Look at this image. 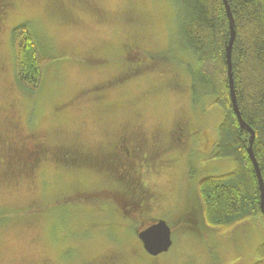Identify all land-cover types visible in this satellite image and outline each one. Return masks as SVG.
<instances>
[{"label":"rangeland","instance_id":"374dc122","mask_svg":"<svg viewBox=\"0 0 264 264\" xmlns=\"http://www.w3.org/2000/svg\"><path fill=\"white\" fill-rule=\"evenodd\" d=\"M7 2L9 10L0 24V134L9 131L10 124L3 117L12 107L21 137L32 132L44 136L50 149L64 143L97 161L113 150L122 133L137 131L150 139L161 131L165 135L162 152H157L158 158L149 168L139 162L134 176L138 194L147 200L149 220H164L173 244L167 252L151 257L142 251L137 230L135 236L129 229L121 242H113L102 228L75 236L86 232L90 222L91 228L109 223V214L101 209L112 197H92L91 209H77L87 205L84 203H64L60 197L74 180L67 172H55L47 162L31 178L0 176V264H63L68 250H72L69 264H106L108 259L111 262L107 264H253V253L264 243L262 220H245L226 234L209 233L203 226L199 183L206 177L229 174L236 165L214 153L222 109L211 99L203 100L204 109L190 105V79L184 64L191 62V57L170 51L177 36L174 2ZM23 23L29 25L45 59L39 86L29 94L19 91L14 81L11 31ZM134 46L144 51L137 54L141 58L151 55L154 67L130 76L125 83L94 90L126 73L136 60L134 53L126 51ZM161 54H166L164 60L156 57ZM174 80L182 82L181 91L169 88ZM99 95L103 96L100 100ZM181 116L189 125L191 145L170 148L167 134ZM30 153L22 155L31 161ZM99 166L98 162L88 170L73 171L74 179H82L81 184L92 191L101 189L109 174ZM43 183L49 186L44 188ZM48 201L55 203L46 206ZM120 209L126 215L133 212L130 207ZM61 210L64 221L59 214L53 216ZM134 219L139 230L147 225L140 217Z\"/></svg>","mask_w":264,"mask_h":264},{"label":"trees","instance_id":"16d2710c","mask_svg":"<svg viewBox=\"0 0 264 264\" xmlns=\"http://www.w3.org/2000/svg\"><path fill=\"white\" fill-rule=\"evenodd\" d=\"M172 1L177 11L175 16L177 36L170 51L172 55L187 54L191 57V62L184 64V71L190 79V105L193 108L204 109L203 100L211 99L213 104L222 109L224 117L218 127V139L214 153L219 156L218 158H230L235 161L236 165L234 171L229 174L206 177L199 183L198 194L202 204V210H200L201 215L203 214L204 229L212 234H226L229 229L245 220L258 218L264 222V216L261 213L259 185L248 154L249 143L252 140V151L264 184V0H227L234 29V40L231 48L233 88L244 127L239 125L230 98L226 64V47L230 31L223 1ZM11 42L15 49V86L22 93H34L42 78L45 59L27 23L13 28ZM165 55L161 54L156 57L164 60ZM167 56L170 57V55ZM174 59L175 57H173L172 62ZM179 61L181 60L177 62L179 63ZM133 67L136 68L137 66ZM130 70L127 67L126 74L121 73L107 84L125 83L130 76L142 72L139 65L137 69H134V72L129 73ZM197 101L199 103L195 104ZM185 122H187L186 118L181 116L176 120L175 126L177 124L178 126L180 124L189 126ZM174 128L169 132V135ZM8 130L5 136L0 134V140L4 141L10 138L14 144H19L17 141L19 136L14 129ZM250 130L254 133L253 138ZM9 132L12 136L9 135ZM158 134H160L159 137ZM169 135L167 134V140L170 142ZM25 137L29 143L32 142L30 144L32 148L26 149L22 153L26 154L30 151L31 161H28L24 155L15 154V157H12L13 155L6 154L0 148V167L3 166L1 165L3 161L1 157L6 156L8 165L5 167V171L10 173V176L22 175L31 178L43 166V163L48 162L55 169V172L59 171L61 174L67 172L65 174H69V177L74 180L69 188L63 192V196L60 197L64 203H84L87 205L79 206L77 209H91L92 197L104 196L106 200V196L112 197L108 201V205L105 203L101 209V213L109 214V223L106 225L99 224L91 228L90 222L85 226L86 232L75 236L83 237L87 235L86 233L91 234V230L95 232L102 228V231L106 233L105 235L110 234L113 242H121L129 229H131L130 233L134 235L137 230L136 237L143 231L136 227L137 222L135 221L137 219L134 217L145 220L144 224L151 222L146 214L149 213V206L145 203L147 200L142 197L143 195L140 197L138 194L134 169L141 162V158L145 161L147 154L155 155L159 152L158 147H153V144L165 137L161 131L157 130V133H154L150 139L142 137L141 133L137 131H132L130 135H124L123 139L120 140L118 137L121 147L113 155L118 162L113 159L104 164L99 163L101 165L99 167L107 170L105 171L109 174V180L105 186L95 191H92L90 186L86 187L83 183L81 184L84 182L82 179H78V177L74 179L76 174L73 172L77 169L88 170L94 164L91 160L88 158V161L86 158L83 161L73 160L70 153L66 152L72 151V148L67 147L64 143H60L51 149L48 148L46 145L49 142L43 141L44 136L37 137L31 132ZM163 142L164 139H161L160 143ZM116 143L117 141L114 145ZM149 145H152L151 149H149ZM61 146L66 149L59 150ZM159 148L162 147L159 146ZM125 151H128L127 158ZM112 154L113 150L104 156L109 157ZM125 167L132 168L130 175L121 173ZM7 175L9 176V174ZM113 182L120 183L123 187L114 186L115 183ZM42 186L47 188L49 185L43 183ZM45 191L46 189L43 190V193ZM46 203V206H49L55 202L48 201ZM120 206L130 207L133 212L126 215L120 211ZM63 211H57L53 213V216L59 214L62 217L61 221H64L65 212ZM129 216L132 217V220ZM115 219L117 220L114 221ZM71 251L68 250L63 254V264L71 262ZM253 255L255 258L253 264H264V243L257 247ZM110 262L111 260L108 259L105 263Z\"/></svg>","mask_w":264,"mask_h":264},{"label":"flooded vegetation","instance_id":"af4514ba","mask_svg":"<svg viewBox=\"0 0 264 264\" xmlns=\"http://www.w3.org/2000/svg\"><path fill=\"white\" fill-rule=\"evenodd\" d=\"M8 10H9V4H8L7 0H0V24L3 21L4 16H5V14L7 13ZM139 47L140 46L130 47L126 51V53H134V58H136V60L133 61V63L134 62L135 63L134 64L131 63L129 65V68L131 69L129 73L134 72L135 71L134 69H137L138 65H139L140 70H142V71L148 70L150 68H153L154 65H155L154 64V60L151 57V55L148 56L147 58H145V57L141 58L139 56L140 54H142V52H144L141 49H139ZM137 54H139V55H137ZM136 63H140V64H136ZM133 66H137V67L135 68ZM107 86H109V84L97 85L96 87H94V90L99 91V90H101V88H105ZM168 86H169V88H172L173 90L177 89L178 91H181V89L183 87V84L179 80H174V81H171ZM179 94H181V93H179ZM97 97H98V100H100L103 96L99 95ZM89 102H91V100H89ZM7 111H8V113L5 114V116L3 117V120H5L7 123H9L10 124L9 129L10 128L12 130L14 129L15 133L17 134V136H19V139L17 140L19 142V144H14L12 142V139L7 138L4 141L0 140V142H1L0 148L2 150H4V152L6 154H8L10 156L13 155L12 157H15V154L21 153V155H22L23 151H26V149H29V148H32V147L29 144V142L27 141V138L25 137V135H23V137H21V133L22 132H21L20 127H19V123H18L19 120L15 116L16 113L13 110H11V109H8ZM185 123H187V122H185ZM131 133H132V131H127V133L126 132L122 133L121 135H119V140L123 139L124 135H130ZM137 134H139V133H137ZM174 134H175V136H173ZM159 135L160 134H158V137H159ZM168 135H169V133H168ZM191 136H192V134L190 132L189 126H187L185 124H182V125L180 124V126H178V124H177V126H175L174 130L169 135L170 142L167 140L168 142L166 143V145L168 147H170V148H175V146H177V147L185 146V147L189 148L190 145H191ZM142 137H143V135H142ZM161 139H164V137H162ZM119 140L117 139V143L113 146V154L111 156L108 157V156H104L105 154H102L103 157L101 159L97 160V161H96V158H93V157L89 156L90 154L83 152L78 147L72 148L71 149L72 151H66V152L70 153V157L73 160H76V161H83L86 158L87 161L89 159V160H91L92 162H94L96 164L98 162L100 164H104L105 162H110L113 159L116 160L115 157H113V155H114V153H117L118 149L121 147L119 145L120 144ZM160 140L156 144H154L153 147H155V148L158 147L157 150L160 151V153H161L165 144H164V142L161 144ZM17 145H19V146H17ZM28 145H30V146H28ZM159 146L162 147V148L160 149ZM61 149H66V148L61 146V148H59V150H61ZM63 153H65V152H63ZM125 154H126V158H127L128 157V151H125ZM157 158H158L157 153L155 155L147 154V156L145 158L146 161H144V159H142V158L140 160L144 161L143 163H145L144 166L146 168H149V166H151V163L155 162L157 160ZM1 159L3 160L2 164H1V165H3L2 166L3 168L0 167L1 168L0 169V176H3V177L4 176H8L7 174H10V173H7L5 171V167H7V165H8L7 157L6 156H2ZM125 160H127V159H125ZM116 161L118 162V160H116ZM130 170H132V168L128 169V167H125V168H123L121 173L122 174L126 173V174L130 175ZM156 221H158V220H156ZM156 221H151L149 224L144 226L141 230L146 229L147 227H149L150 225H152ZM141 246H142V243H141Z\"/></svg>","mask_w":264,"mask_h":264},{"label":"water","instance_id":"95a60500","mask_svg":"<svg viewBox=\"0 0 264 264\" xmlns=\"http://www.w3.org/2000/svg\"><path fill=\"white\" fill-rule=\"evenodd\" d=\"M226 12L227 19L229 21V40L226 47V64H227V73H228V83H229V91H230V98L231 103L235 112V115L237 117V120L239 122L240 127H244V122L241 119V115L239 113L234 88H233V80H232V66H231V48L232 43L234 40V29H233V23H232V15L227 3V0H222ZM251 134V137L253 138L254 133L253 131H249ZM248 154L250 156L253 168L256 173L259 190H260V196H261V212L264 215V184L261 178L260 170L257 164V161L254 157L253 151H252V140L249 143L248 147ZM138 238L140 242L142 243L144 251L152 256H158L162 253L167 252L170 247L172 246L171 241V229L169 225L164 220H158L143 231H141L138 234Z\"/></svg>","mask_w":264,"mask_h":264}]
</instances>
